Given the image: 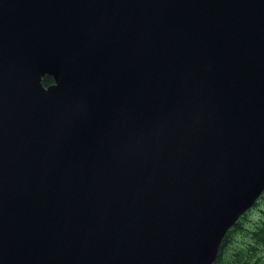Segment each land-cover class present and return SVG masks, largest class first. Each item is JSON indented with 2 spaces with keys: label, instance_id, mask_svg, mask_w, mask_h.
Wrapping results in <instances>:
<instances>
[{
  "label": "water",
  "instance_id": "1",
  "mask_svg": "<svg viewBox=\"0 0 264 264\" xmlns=\"http://www.w3.org/2000/svg\"><path fill=\"white\" fill-rule=\"evenodd\" d=\"M263 191L264 0H0V264H212Z\"/></svg>",
  "mask_w": 264,
  "mask_h": 264
},
{
  "label": "trees",
  "instance_id": "2",
  "mask_svg": "<svg viewBox=\"0 0 264 264\" xmlns=\"http://www.w3.org/2000/svg\"><path fill=\"white\" fill-rule=\"evenodd\" d=\"M51 81L49 76L43 78L44 85ZM253 210L257 213L254 222L247 225L246 221L249 218L246 214ZM235 234H242L244 240L242 239L239 245L235 244V248L231 249V239ZM212 264H264V191L253 206L228 229Z\"/></svg>",
  "mask_w": 264,
  "mask_h": 264
},
{
  "label": "rangeland",
  "instance_id": "3",
  "mask_svg": "<svg viewBox=\"0 0 264 264\" xmlns=\"http://www.w3.org/2000/svg\"><path fill=\"white\" fill-rule=\"evenodd\" d=\"M256 214H257V213L255 212V210H253V211H251V212H248V213L246 214V217L249 218V220L246 221V224H247V225H251V224L254 222L253 219L255 218V215H256ZM243 237H244V236H242V234H235L234 237H233V239H231V240H232V243H231V245H230L231 249L235 248V244H238L240 241H243V240H244ZM242 239H243V240H242ZM233 240H234V241H233ZM238 245H239V244H238Z\"/></svg>",
  "mask_w": 264,
  "mask_h": 264
}]
</instances>
